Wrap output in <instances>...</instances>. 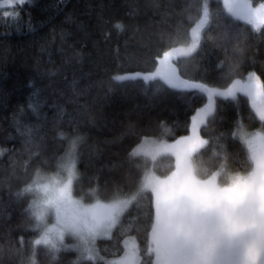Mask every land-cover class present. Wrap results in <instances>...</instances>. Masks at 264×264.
<instances>
[{
	"label": "trees",
	"instance_id": "obj_1",
	"mask_svg": "<svg viewBox=\"0 0 264 264\" xmlns=\"http://www.w3.org/2000/svg\"><path fill=\"white\" fill-rule=\"evenodd\" d=\"M29 5L30 24L27 16L5 17L10 8L0 10V264H106L124 253L127 237L138 242L142 264H153L150 191L139 195L111 238L97 241L103 260L94 262L75 249L53 253L34 244L35 195L27 188L38 175L60 171L71 138L79 139L72 191L84 204L136 193L149 168L170 175L176 167L172 155L153 162L132 150L144 137L175 141L189 135L207 95L173 91L161 80L115 77L151 71L158 50L191 45L193 29L209 10L200 48L179 61L183 77L221 89L250 70L264 78V32L235 20L222 0H29ZM262 127L247 96L217 97L200 129L207 144L193 157L195 175L206 179L221 169L220 182L227 185L233 175L250 172V154L234 131Z\"/></svg>",
	"mask_w": 264,
	"mask_h": 264
},
{
	"label": "rangeland",
	"instance_id": "obj_2",
	"mask_svg": "<svg viewBox=\"0 0 264 264\" xmlns=\"http://www.w3.org/2000/svg\"><path fill=\"white\" fill-rule=\"evenodd\" d=\"M222 1L226 10L235 15V10L229 8L230 0ZM241 80L225 89L210 86L201 90L208 100L192 117L189 135L175 141L143 138L132 150L133 156H146L155 162L163 155H172L176 167L166 177L156 175L149 168L138 191L132 195L92 204H84L74 197L79 139H69L60 171L38 175L27 188L35 195L31 209L39 235L34 244L45 246L53 253L75 249L81 259L102 261L97 241L111 238L114 228L139 195L150 191L155 203L150 233L153 264H264V128L234 131L235 137L247 148L253 168L246 174L233 175L227 185L220 182L221 169L209 178L200 179L193 168L194 155L207 144L200 129L214 113L217 97L247 96L256 115L264 121L262 84L241 91ZM208 208L210 216L214 210L217 214L215 239L209 229ZM68 236L73 238L72 242L66 241ZM106 264H142L136 239L127 237L124 253L107 260Z\"/></svg>",
	"mask_w": 264,
	"mask_h": 264
},
{
	"label": "snow or ice",
	"instance_id": "obj_3",
	"mask_svg": "<svg viewBox=\"0 0 264 264\" xmlns=\"http://www.w3.org/2000/svg\"><path fill=\"white\" fill-rule=\"evenodd\" d=\"M28 7L29 11L25 12V8ZM29 0H0V10L12 9L13 12L4 11L5 17H10L13 14L17 18L24 16L28 17L29 24L31 23ZM229 8L235 10L234 19L250 25L253 30L264 32V0H260L259 4L254 3V0H230ZM19 9V11H16ZM251 10V15H249ZM209 10L202 13V19L200 23L193 29V43L189 46H180L179 48L174 46H168L162 50H158L155 56L152 58L151 63L153 68L151 71L145 72H133L129 76L117 75L115 79L117 81H123L125 79L140 78L143 80H161L168 81V86L173 91L187 92V93H199L202 89H209L210 85L203 79H189L183 77L178 68L179 61L182 58L190 57L197 52L201 46V30L209 22ZM226 20L227 17H224ZM255 24V26H253ZM117 29H123L122 23H117ZM242 87L241 91H245L247 88L264 83L262 78L254 70L247 72L246 77L240 81ZM214 91L215 89H211Z\"/></svg>",
	"mask_w": 264,
	"mask_h": 264
},
{
	"label": "flooded vegetation",
	"instance_id": "obj_4",
	"mask_svg": "<svg viewBox=\"0 0 264 264\" xmlns=\"http://www.w3.org/2000/svg\"><path fill=\"white\" fill-rule=\"evenodd\" d=\"M206 212H207L206 215H209L211 210L208 208L206 210ZM212 212H213V215L212 216L209 215V217H210V219H209V229H210V232H213V235H214L213 238L215 239V233L217 232V227H215L214 225L216 224V221H217V219H216L217 218V214H216V210H214ZM209 234L206 235V237H208ZM206 241H207V239H206Z\"/></svg>",
	"mask_w": 264,
	"mask_h": 264
}]
</instances>
